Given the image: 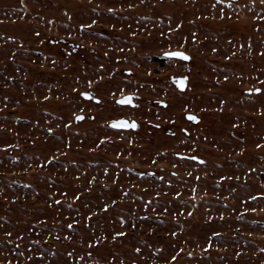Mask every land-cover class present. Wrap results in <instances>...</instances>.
I'll use <instances>...</instances> for the list:
<instances>
[{
    "label": "rangeland",
    "instance_id": "374dc122",
    "mask_svg": "<svg viewBox=\"0 0 264 264\" xmlns=\"http://www.w3.org/2000/svg\"><path fill=\"white\" fill-rule=\"evenodd\" d=\"M0 264H264V0H0Z\"/></svg>",
    "mask_w": 264,
    "mask_h": 264
},
{
    "label": "snow or ice",
    "instance_id": "6c2138e0",
    "mask_svg": "<svg viewBox=\"0 0 264 264\" xmlns=\"http://www.w3.org/2000/svg\"><path fill=\"white\" fill-rule=\"evenodd\" d=\"M166 57L168 58H180L183 61H187L190 60L191 58L184 52L181 51H175V52H167L164 54ZM174 82L177 84V86L181 89L184 90L186 88V81H187V77H181V78H173ZM255 91L260 92V89H256ZM81 95H83L86 99H93V95L91 93L85 92L82 93ZM133 99L134 96L132 94L127 95V96H122L120 100L117 101V103L122 104V105H132L133 107H137V105L133 104ZM97 102H99L97 100ZM159 103H161L164 106L166 105L165 101H160ZM85 117L81 116V115H77L75 117V119L77 121L83 120ZM189 120L191 121H198V117L189 114L187 117ZM113 128H130V129H136L138 127V124L136 121H127V120H117V121H113L112 125ZM158 127V125H157ZM191 159L196 160L198 159L197 157H191ZM201 163H203V161H201ZM69 227H71V225H69Z\"/></svg>",
    "mask_w": 264,
    "mask_h": 264
},
{
    "label": "flooded vegetation",
    "instance_id": "af4514ba",
    "mask_svg": "<svg viewBox=\"0 0 264 264\" xmlns=\"http://www.w3.org/2000/svg\"><path fill=\"white\" fill-rule=\"evenodd\" d=\"M92 95H93V101H95V102H97V100L99 101V99L94 95V92H90ZM134 102V101H133ZM134 104H135V102H134ZM120 119H125V118H119V119H116V120H120ZM113 121H115V120H113ZM112 121H110L109 122V125H110V123H111ZM111 126V125H110ZM112 127V126H111ZM119 129V128H118Z\"/></svg>",
    "mask_w": 264,
    "mask_h": 264
},
{
    "label": "water",
    "instance_id": "95a60500",
    "mask_svg": "<svg viewBox=\"0 0 264 264\" xmlns=\"http://www.w3.org/2000/svg\"><path fill=\"white\" fill-rule=\"evenodd\" d=\"M178 78H181V77H178ZM186 85H187V81H186ZM180 89V88H179ZM82 93H85V92H82ZM88 93H90V92H88ZM83 96V95H82ZM125 96H127V95H125ZM84 97V96H83ZM85 98V97H84ZM121 99V97L120 98H118L117 99V101L118 100H120ZM133 104H134V102H133ZM189 115V114H188ZM188 115H187V117H188ZM192 115V114H191ZM121 120V119H120ZM123 120H127V119H123ZM115 121H117V120H115ZM127 121H129V120H127ZM113 122V121H112ZM112 122L110 123V125H112ZM129 122H131V121H129ZM119 129H129V128H119Z\"/></svg>",
    "mask_w": 264,
    "mask_h": 264
}]
</instances>
